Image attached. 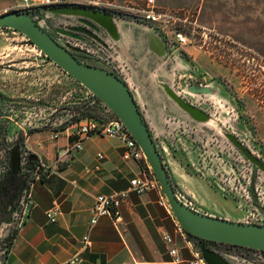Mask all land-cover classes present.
<instances>
[{
	"label": "rangeland",
	"instance_id": "374dc122",
	"mask_svg": "<svg viewBox=\"0 0 264 264\" xmlns=\"http://www.w3.org/2000/svg\"><path fill=\"white\" fill-rule=\"evenodd\" d=\"M16 3L0 0V13L20 10ZM78 5L111 12L119 26L129 20L126 25L135 28L130 40L144 39L148 25L163 41L162 60L171 67L162 83L208 115L204 122L194 121L167 103L161 125L151 127L175 191L194 209L264 224V171L247 162L224 136H235L264 163V0H154L152 8L145 0H82ZM150 9L154 21L145 19ZM74 18L47 15L40 24L62 42L67 38L60 30ZM173 32L185 35L186 43H174ZM153 84L161 94L162 87ZM132 86L144 116L145 104ZM89 110V93L82 85L45 59L24 35L0 29V151L11 140L19 137L22 145L34 131L55 129ZM182 172L207 193L198 183L188 185L199 195L177 187L172 176L180 178ZM216 197L227 200L229 208ZM213 248L231 264H264L252 251Z\"/></svg>",
	"mask_w": 264,
	"mask_h": 264
},
{
	"label": "crops",
	"instance_id": "0c3cea01",
	"mask_svg": "<svg viewBox=\"0 0 264 264\" xmlns=\"http://www.w3.org/2000/svg\"><path fill=\"white\" fill-rule=\"evenodd\" d=\"M126 24L118 25L121 35L118 50L130 66L131 82L145 104L143 118L148 128H157L161 125V114L167 110V103L179 109L163 89L160 94L157 86H154L155 90L152 88L153 81L160 85L163 75L169 76L167 73L171 67L166 66L162 57L149 51L147 36L128 39L135 28ZM27 137L24 146L41 163L50 166L60 156L63 160L57 169L50 168L30 182L27 216L9 245L5 264H62L74 253L78 254V264H171L167 245L161 240L162 233L175 240L181 258L188 259L195 251L191 241L176 232L168 209L159 203L162 192L154 189L141 194L129 191L126 200L118 207L117 220L112 223L109 217H100L89 231L90 246L81 248L94 196L126 189L128 180L140 175V163L122 160L121 144L112 137H85L80 150L72 149L75 142L72 135L49 138V130H40ZM97 154L101 158H97ZM179 176H172L177 187L189 192L193 187L188 184L198 183V189L207 193L191 175L182 172ZM194 193L199 195L197 191ZM216 198L229 208L227 200ZM52 201L57 203L58 213L55 220L49 222L44 212ZM195 210L234 220L218 213L219 210Z\"/></svg>",
	"mask_w": 264,
	"mask_h": 264
},
{
	"label": "water",
	"instance_id": "95a60500",
	"mask_svg": "<svg viewBox=\"0 0 264 264\" xmlns=\"http://www.w3.org/2000/svg\"><path fill=\"white\" fill-rule=\"evenodd\" d=\"M47 15L77 17L78 22L92 30V32H85L90 37L97 40L96 34L103 31L113 45L118 47L117 43L121 40V35L116 17L107 10L89 6L50 5L43 9L39 17L32 16L23 10L0 13V28H11L24 35L27 43L33 45L48 60L91 92L115 114L141 149L146 163L158 182L171 215L185 233L217 243L264 251V224L245 223L207 215L178 199L132 91L112 72L77 58L71 51L79 52L78 48L58 43L40 24V19L46 18ZM128 21L122 20L125 23ZM145 26L149 51L163 58L165 55L163 41L148 25ZM80 29L79 26H70L68 30H60V33L70 35L69 31L82 32ZM160 86L166 96L192 120L204 122L208 119L204 111L186 102L167 84L160 83ZM224 136L246 160L264 171V163L252 156L237 138L230 133H225ZM19 152V139H17L9 150L8 174H15L19 170ZM34 158V154H29V161ZM27 177L28 174L24 173L18 197L26 185ZM8 206L9 213L13 205ZM191 244L193 245L192 242ZM197 252L205 264H231L227 258L211 248L201 246Z\"/></svg>",
	"mask_w": 264,
	"mask_h": 264
},
{
	"label": "built area",
	"instance_id": "2783aa9c",
	"mask_svg": "<svg viewBox=\"0 0 264 264\" xmlns=\"http://www.w3.org/2000/svg\"><path fill=\"white\" fill-rule=\"evenodd\" d=\"M16 7L20 10H28L33 7H45L50 5H78L82 0H16ZM154 5V0H145V6L152 8ZM154 21L156 17L150 9L145 14V19ZM100 42H96L93 45H83L72 43L69 46L76 47L78 45L79 53L83 56L80 59L85 63L96 64L97 66L112 72L118 78H120L127 87L132 90V83L130 82V75L127 73L128 66L123 59H120L116 54V49L113 43L109 40L107 36L100 38ZM103 39V40H102ZM186 36L181 32H173V41L178 45H184L186 43ZM40 52V51H39ZM88 91V90H87ZM89 110L87 113H77L75 120H69L66 123L59 124L55 129L49 130V138H56L60 135H72L75 138V142L72 145V149L80 150L81 141L83 138L92 135H102L107 137L116 138L121 144V154L120 157L124 161H136L140 163V175L138 177H133L128 180V187L124 190H119L114 193L103 195L99 194L94 196L93 203L89 208V220L88 226L81 238V248H86L90 246L89 231L97 222V220L102 216H107L111 219L112 223L117 220L118 217V207L126 200L127 193L129 191L135 192L136 194H141L147 190H156L161 194L160 187L156 181L153 173L151 172L145 158L142 154L141 149L131 137V135L126 131L122 123L115 116V114L106 107L102 102H100L91 92H89ZM27 149V148H26ZM97 158H101L100 154H97ZM62 156L56 157L50 166L46 164H39L36 171L32 173L31 178L26 182L25 187L21 191L18 200L16 202V209L11 213L12 220L15 222L16 231L23 224L24 219L27 216L28 206H29V195L28 186L30 182L35 178H40L44 173H47L50 168L57 169L58 163L62 161ZM176 196L184 204L189 206L186 201L182 199L179 193ZM160 204H163L171 216L172 222L176 229V232L183 239H186L184 231L179 227L173 216L171 215L167 202L163 195L160 197ZM191 207V206H189ZM193 208V207H191ZM58 213L57 203L52 201L49 208L44 212L45 218L49 222H53ZM245 223H261L253 219L245 218L243 220ZM162 242L167 245V253L170 256L171 264H205L199 253L195 250L191 252V256L188 259H183L179 255L178 249L175 245V240L171 238L167 233L161 234ZM187 244H190L187 241ZM8 247L4 248V259H1L0 264H5L7 259ZM79 257L77 253H74L70 258L64 261L62 264H78Z\"/></svg>",
	"mask_w": 264,
	"mask_h": 264
},
{
	"label": "flooded vegetation",
	"instance_id": "af4514ba",
	"mask_svg": "<svg viewBox=\"0 0 264 264\" xmlns=\"http://www.w3.org/2000/svg\"><path fill=\"white\" fill-rule=\"evenodd\" d=\"M47 7V6H46ZM46 7H41L38 8L36 10L33 9H28V10H24L26 13H29L32 16H36L39 17L40 13L43 11L44 8ZM62 16V15H59ZM65 17H73V16H65ZM71 23V22H70ZM70 26H79L82 30L81 31H69L70 35H64L63 36L65 38H67V40L65 39L62 42L57 41L51 34L49 31H47L58 43L62 44L63 46L66 45H71L73 42L77 43V44H83L85 46L87 45H93L96 42H100L101 41V37L106 36V34L103 31H100L99 33L96 34L97 36V40L93 39L92 37H90L88 34H86L85 32H92L91 29H89L88 27L84 26L83 24H81L80 22H78L77 17L74 18L73 20V24L67 26L66 30H68V27ZM2 28H7V27H2ZM0 28V29H2ZM13 30V29H12ZM16 31V30H15ZM18 32V31H17ZM62 34V33H61ZM95 34V33H94ZM26 39V38H25ZM71 40V41H70ZM103 40V39H102ZM30 44V43H29ZM31 45V44H30ZM33 46V45H32ZM75 48H79L78 45ZM116 49V54L119 57L120 54V50H118V47L115 46ZM77 58L82 57L83 55L80 54L78 51H71ZM44 56V55H43ZM121 56V54H120ZM45 57V56H44ZM45 59H47L45 57ZM48 60V59H47ZM50 61V60H49ZM96 65V64H95ZM6 66V65H5ZM97 66V65H96ZM190 104V103H189ZM192 105V104H191ZM178 107V106H177ZM139 108V107H138ZM179 108V107H178ZM180 109V108H179ZM181 110V109H180ZM88 112V111H87ZM85 111L80 112V113H87ZM141 112V111H140ZM52 113V112H51ZM185 113V112H184ZM142 114V113H141ZM186 114V113H185ZM143 116V115H142ZM188 116V115H187ZM189 117V116H188ZM190 118V117H189ZM144 119V118H143ZM191 119V118H190ZM148 127V126H147ZM149 132L150 135L153 139V132L151 131L150 128ZM19 136L21 135V130L19 131ZM235 137V136H234ZM236 138V137H235ZM19 139V137L17 138ZM16 139V140H17ZM238 140V139H237ZM15 140H11L10 143L4 144L3 149L0 151V157L2 158V161L0 163V263H1V259H4V248L5 246L9 248V245L14 237V235L16 234V228H15V222L12 220V216L11 213L16 209V202L18 200V198L16 199V197H18L19 194V187L21 184V179L23 177L24 173L28 174L27 177V181L31 178L32 173L34 171H36L39 167V164L41 163V161H39L37 159V157L35 156L34 159H31L30 161L28 160V156L29 154H34L32 153L29 149H26V147L24 146V143L21 145V143L19 142V170L15 173V174H8V154H9V150L13 145V142ZM154 141V140H153ZM239 141V140H238ZM240 142V141H239ZM242 143V142H241ZM243 145V143H242ZM244 146V145H243ZM245 147V146H244ZM235 148V147H234ZM246 148V147H245ZM236 149V148H235ZM247 149V148H246ZM237 150V149H236ZM248 150V149H247ZM238 151V150H237ZM249 151V150H248ZM239 152V151H238ZM250 152V151H249ZM240 153V152H239ZM251 154V153H250ZM35 155V154H34ZM240 155L242 156V154L240 153ZM252 155V154H251ZM253 156V155H252ZM243 157V156H242ZM255 157V156H254ZM244 158V157H243ZM256 158V157H255ZM245 159V158H244ZM258 159V158H257ZM246 160V159H245ZM259 160V159H258ZM247 162H249L248 160H246ZM260 161V160H259ZM262 162V161H261ZM250 163V162H249ZM44 164V163H41ZM251 164V163H250ZM253 165V164H252ZM254 166V165H253ZM256 167V166H254ZM257 168V167H256ZM168 174V173H167ZM26 181V182H27ZM175 190V189H174ZM176 192V191H175ZM177 193V192H176ZM16 199V200H15ZM7 204V206H6ZM13 205L11 211L8 213L9 211V206L8 205ZM194 209V208H193ZM264 212V210H263ZM256 224H263V223H256ZM218 245V244H217ZM217 245H213V246H217ZM228 246L231 244H227ZM213 246L208 247L211 248L213 250H215L213 248ZM229 247H234V246H229ZM246 251H252L257 253L259 257H261L262 259H264V251H260V250H256V249H252V248H242ZM216 251V250H215Z\"/></svg>",
	"mask_w": 264,
	"mask_h": 264
},
{
	"label": "trees",
	"instance_id": "16d2710c",
	"mask_svg": "<svg viewBox=\"0 0 264 264\" xmlns=\"http://www.w3.org/2000/svg\"><path fill=\"white\" fill-rule=\"evenodd\" d=\"M39 7H33L32 9L33 10H36L38 9ZM83 114V113H81ZM72 120H75V117L72 119ZM185 233V232H184ZM186 237L188 238V240H190L192 243H193V246L195 248L196 251H198V248L201 247V246H205V247H211L213 245H223V246H228L227 244H224V243H217V242H213V241H209V240H204V239H200V238H196V237H192L190 236L189 234L185 233ZM231 246V245H229ZM228 246V247H229ZM234 247H237V248H246V247H241V246H237V245H232ZM216 250V249H215ZM217 251V250H216ZM218 252V251H217Z\"/></svg>",
	"mask_w": 264,
	"mask_h": 264
}]
</instances>
